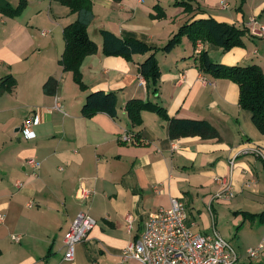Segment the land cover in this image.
I'll return each instance as SVG.
<instances>
[{
	"label": "crops",
	"instance_id": "crops-1",
	"mask_svg": "<svg viewBox=\"0 0 264 264\" xmlns=\"http://www.w3.org/2000/svg\"><path fill=\"white\" fill-rule=\"evenodd\" d=\"M7 1L12 6L20 2ZM173 1L91 0L87 31L97 50L80 65L83 89L59 63L63 28L76 16L69 7L56 0H25L18 15L0 11V264H143L124 251L144 221L169 206L170 197L185 202L194 231L214 227L222 235L224 216L239 236L255 229L251 232L258 236L251 245L233 246L237 263L264 264V254L256 259L245 254L264 237V223L241 215L264 210V165L248 152L252 146L264 148V134L239 105L238 85L197 67L199 52L206 50L214 61L255 63L264 73V30L254 32L264 27V0H188L189 12ZM208 16L247 28L244 46L222 51L182 36L170 52H156V94L137 69L147 53L130 60L102 53L100 29L161 47L192 17ZM49 77L58 81L55 94L43 92ZM96 90L116 92V116L82 115L86 95ZM131 98L157 102L169 117L207 120L220 139H172L168 121L147 110L140 113L141 123L132 125L124 109ZM33 114L38 117L35 136L26 139L20 126ZM124 132L133 134V142L119 139ZM29 159L40 163L36 174ZM220 177L230 180L232 197H214ZM80 184L94 189L86 201L75 195ZM79 210H86L95 224L76 245L74 258L65 260L63 235Z\"/></svg>",
	"mask_w": 264,
	"mask_h": 264
},
{
	"label": "trees",
	"instance_id": "trees-1",
	"mask_svg": "<svg viewBox=\"0 0 264 264\" xmlns=\"http://www.w3.org/2000/svg\"><path fill=\"white\" fill-rule=\"evenodd\" d=\"M69 7L71 13H75V19L64 26V49L59 60L64 70H71L73 80L84 88L80 65L83 59L97 50L96 42L88 35L87 28L93 18L91 0H56ZM119 1V0H114ZM174 5L182 6L184 11H192V5L188 0H174ZM26 5L25 0H20L16 6H12L7 0H0V11L11 16L18 15ZM158 16L163 14L161 7L156 5ZM199 10V9H198ZM102 38V53L104 55L122 56L127 60L133 54H146L147 56L138 63L137 69L145 80L152 94L158 92V79L160 70L156 58V52H170L186 36L193 45L197 42H208L218 46L222 51H228L232 47H243L242 37L249 32L247 28H240L233 23L218 21L215 18L192 17L172 34L161 46L153 47L135 37L118 36L107 29H100ZM197 67L214 78H226L238 85V103L243 109L251 112V121L256 129L264 134V73L261 67L255 63L225 65L210 58L206 50H201L197 59ZM58 81L49 77L43 83L42 89L46 94H55ZM124 109L132 125L141 123V111H152L168 121V134L172 139L182 136H200L201 138L220 139L217 129L207 120L169 117L165 109L157 102L149 99L131 98L125 102ZM96 112H105L110 116H116L117 96L115 91L96 90L89 92L81 108L84 116H90ZM245 219L258 220L264 223V210L257 214L241 212Z\"/></svg>",
	"mask_w": 264,
	"mask_h": 264
},
{
	"label": "built area",
	"instance_id": "built-area-1",
	"mask_svg": "<svg viewBox=\"0 0 264 264\" xmlns=\"http://www.w3.org/2000/svg\"><path fill=\"white\" fill-rule=\"evenodd\" d=\"M256 34L264 30L260 25L254 29ZM198 43V42H197ZM200 46V43L197 44ZM182 76V75H181ZM38 122L36 114L23 119L20 131L26 139L35 136L32 129ZM119 139L123 142H133V134L124 132ZM249 153L264 165V148L252 146ZM33 174H36L40 163L34 159L28 160ZM220 190L215 198L232 197L230 180L220 177ZM94 194V189L80 184L76 190V197L81 201L88 200ZM0 214V221L3 220ZM128 227L131 226V216L127 217ZM95 224L94 218L86 211L79 210L63 235L65 260L74 258L76 245L84 240ZM188 208L178 197H170L169 206L152 213L143 223L139 236L129 243L124 251L125 257L139 260L143 264H236L238 253L233 245L225 239L214 227L209 232L194 231L192 229ZM15 240L18 235H12ZM249 258H256L264 254V237L253 247L245 249Z\"/></svg>",
	"mask_w": 264,
	"mask_h": 264
},
{
	"label": "rangeland",
	"instance_id": "rangeland-1",
	"mask_svg": "<svg viewBox=\"0 0 264 264\" xmlns=\"http://www.w3.org/2000/svg\"><path fill=\"white\" fill-rule=\"evenodd\" d=\"M219 222H220V220H219ZM221 224H222L221 228L224 230V232L222 231L223 237L225 239H227L235 248H236V246H239L242 248L243 245H245V247H247L249 244L251 245L250 242L253 241L258 236V233L251 232V231H254L255 229L250 230L249 233L247 232L245 237H243L242 235L239 236V234H236L237 228H235V226L232 225V222L230 223V221H228L227 217H225V216H224V218H222ZM254 227H255V225H252V228H254ZM244 229H248V226L246 225ZM252 259H254V258H252Z\"/></svg>",
	"mask_w": 264,
	"mask_h": 264
}]
</instances>
